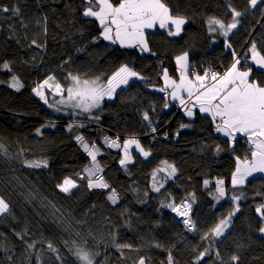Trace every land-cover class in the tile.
I'll return each instance as SVG.
<instances>
[{"label": "trees", "instance_id": "1", "mask_svg": "<svg viewBox=\"0 0 264 264\" xmlns=\"http://www.w3.org/2000/svg\"><path fill=\"white\" fill-rule=\"evenodd\" d=\"M164 2L187 25L178 36H169L159 26L146 32L150 51L142 52L103 40L98 21L82 14L85 0H0V6L19 8V15L0 12V198L10 206L0 217V264H82L76 248L93 254L94 264H138L140 258L146 264H167L169 252L174 264H196L206 249L199 264H234L233 255L239 257L235 264H264V235L259 231L264 224L255 212L264 203V177L250 178L243 186L231 183L236 157L250 159V146L242 144V138L235 143L222 138L207 115L189 120L181 107L169 109L166 94L156 90L163 86L165 69L177 78L175 58L185 52L191 71L199 74L211 66L222 74L233 63V52L239 57L253 43L264 55V0L256 8L248 0ZM231 9L242 13L237 28L227 38L219 30L210 33L208 19L227 25L232 22ZM250 60L251 56L241 66L251 67V80L264 86V70ZM4 62L11 71L2 68ZM125 64L144 81L119 89L114 101H103L91 118L59 115L47 106L52 101L47 90V104L33 92L48 76L67 86L69 73L106 82ZM13 76L23 85L19 91L9 87ZM144 112L149 121L143 119ZM182 124L190 125L185 129L191 131L177 137ZM108 134L122 142L135 138L152 155L145 160L134 153L135 163L123 168V151L105 150L100 161L110 189L92 190L86 177L76 175L85 176L91 163L76 137L97 142ZM44 160L46 168L25 166V161ZM164 161L176 168L175 175L157 171L165 167ZM154 173L156 183L164 185L159 192L153 190ZM65 177L76 180L77 190H59ZM216 177L227 184V196L219 201L214 199L215 186L204 190L201 183ZM112 189L120 198L118 206L107 198ZM234 195L240 198L233 201ZM185 200L192 206V231L173 217L171 209L161 207L162 202ZM237 206L240 210L224 235L214 237L211 229ZM113 237L131 248L118 251Z\"/></svg>", "mask_w": 264, "mask_h": 264}, {"label": "snow or ice", "instance_id": "2", "mask_svg": "<svg viewBox=\"0 0 264 264\" xmlns=\"http://www.w3.org/2000/svg\"><path fill=\"white\" fill-rule=\"evenodd\" d=\"M261 0H248L251 8H256ZM85 9L83 11L84 17H93L98 21L101 31V37L105 41H110L112 44H119L122 48H139L142 52L150 51L146 39V30L154 29L157 26L168 30L169 36H178L182 31V26L186 23V19L182 16L172 15L170 8L166 5L164 0H119L118 4H114L112 0H85ZM19 15V8L9 9L8 7L0 6V12ZM232 22L225 25V23L218 18L210 17L207 21L209 32H219L227 38L228 35L237 28L239 24L238 17L242 15L240 11L231 9ZM172 26V27H170ZM174 29V30H173ZM35 44V41H33ZM226 47L231 48V44L226 42ZM252 63L258 69H264V55L257 51V46L253 43L249 49ZM233 63L222 74L211 70H205L201 75L195 71H189L188 54L176 56V65L179 73V81L169 76L167 69L163 71L162 79L164 86L156 89L164 92L166 97H171V100L178 101L180 106L184 109L185 115L189 118L194 116V110L198 109L200 113L207 114L211 117L214 129L218 133H222L229 138L230 142H234L237 135L247 138V143L250 146L251 159L245 157L241 160L236 157V168L232 173L231 183L233 187L243 186L248 177L253 173H264V86H261L254 80H250L252 68L245 64L241 66V60L237 54L233 52ZM243 67V70H242ZM2 68L11 71L8 62H4ZM131 78L143 80L144 77L132 70L129 66L122 65L119 67L107 81H103L100 77L93 79H84L78 74L69 73L66 79L70 82L67 86L62 85L56 81L54 76H48L42 83L38 84L33 92L44 103H48L45 90L54 96H59L60 99L56 104L63 105L65 108L74 110L73 114L88 113L89 118L94 109L101 107L102 102L107 98L112 100L116 95V90L121 85H127ZM23 85L15 76L9 87L17 91ZM170 90V91H169ZM54 105H49L53 107ZM165 108L168 103H165ZM79 110L78 113L75 110ZM57 108V111H60ZM99 119V117H95ZM143 119L149 121L148 112L143 113ZM190 125L182 124L181 128L189 127ZM71 130V126L69 127ZM156 131L155 128L152 129ZM40 130L37 129V135ZM77 141L81 142L82 147L91 157V167L84 169L88 180L89 189H109V184L100 175L102 169L97 163L98 149L95 143L89 147L84 143V137L77 136ZM105 142L110 148H122L123 158L119 161L120 165L124 167L132 162V155L130 149L135 146L145 158L150 153L145 151L140 142L135 138H129L123 142H119V138L111 139L105 137ZM3 146H0L2 148ZM217 150L219 147L217 146ZM165 167L158 169L159 172L167 171L168 176L175 175L176 168L164 161ZM25 166L29 168L47 167V161L29 162L25 161ZM79 179H85V176L76 174ZM156 174H153V190L159 192L164 187L163 183H156ZM209 184L208 180L204 181L205 187ZM224 181L217 180L216 191L217 196L214 199L219 201L225 196V189L223 187ZM57 187L63 193H69L72 189L78 187L76 180L71 177H65L62 183ZM240 197L232 196V200L236 201ZM108 199L115 204L117 202V194L115 189H112L108 195ZM161 207L171 209L177 216L188 217L189 204L186 203H161ZM9 204L0 198V215L9 213ZM240 209L237 206L235 211L229 212L228 217L221 219L219 223L211 229V234L214 237L223 236L228 228L232 216ZM255 212L264 224V203H260ZM185 227L192 231L195 224L188 218L183 220ZM260 233L264 234V226L260 227ZM22 238V237H21ZM207 235L204 239H207ZM113 245L119 251L124 248H131V245L119 243L113 237ZM30 248L33 244L28 245ZM160 247V245H156ZM48 248L57 253L58 250L52 243L48 244ZM207 254V249L198 254L196 264L202 260ZM75 255L82 264H94L93 254L83 248H76ZM219 256V253H217ZM57 259L59 255L57 254ZM231 260L237 262L239 257L233 255ZM138 264H146L144 258H140ZM167 264H174V258L169 252L167 256Z\"/></svg>", "mask_w": 264, "mask_h": 264}, {"label": "built area", "instance_id": "3", "mask_svg": "<svg viewBox=\"0 0 264 264\" xmlns=\"http://www.w3.org/2000/svg\"><path fill=\"white\" fill-rule=\"evenodd\" d=\"M242 53H243V54H241V56L238 57V58L241 60V62H242L243 60H245V59H248V57L251 56L249 51H247V52H242ZM206 70H211V71L217 72V71L214 69L213 66L208 67ZM180 110H181V109H180ZM190 131H191L190 129L188 130V129L182 128V129L179 130V132L177 133V137H179L180 135H182V133H188V132H190ZM215 132H216V131H215ZM105 137L109 138V140H111V139H117V137H114V136H111V135L108 134V135L104 136L101 140H98L97 142H89L87 139L84 138V143H87V144L89 145V147H91V145H92L93 143H95L96 148L99 150V151H98V154H97V163H98L99 167L102 169V172L100 173V175H102L103 178H104V180L108 183V181H107V179H106V177H105L106 169H105L104 166H102L101 161H100V158H101L102 155L104 154V151H105V150H110L111 152H113V153H115V154H119V153L122 151V148H110V147H108L107 144H106V142H105ZM118 138H119V137H118ZM119 142L121 143V145H123V142H122V140H121L120 138H119ZM241 143L244 144V145H247V144H248V143H247V139L242 138ZM77 145L80 147V149H81V151L83 152V154L85 155V157H89L90 160H91V157L88 156L87 152H86V151L84 150V148L82 147L81 142L77 141ZM88 167H91V163L88 165ZM84 174H85V177L87 178L85 172H84ZM206 180L209 181V184H208L207 187H205V185H204V181H205V180H202V182H201V183H202V189H204V190H206V189H210L212 186H215V188H216V182H217V180H223V181H224V185H223V187H224V189H225V196H224V197L227 196V193H226V182H225L224 179L216 177V178H214V179H206ZM109 189H110V188H109ZM92 190H99V189H92ZM100 190H108V189H100ZM216 193H217V191H216ZM107 198H108V196H107ZM108 200H109V199H108ZM109 202H110L113 206H118V205L120 204V198H119V196L117 195V202H116L115 204H113L110 200H109ZM188 212H189V213L191 212V207L189 208V211H188ZM173 213H174V212H173ZM189 213H188V215H189ZM175 216H177L176 213H175ZM178 217H179V216H178ZM185 218H187V217H185ZM188 219H190V218H188Z\"/></svg>", "mask_w": 264, "mask_h": 264}, {"label": "rangeland", "instance_id": "4", "mask_svg": "<svg viewBox=\"0 0 264 264\" xmlns=\"http://www.w3.org/2000/svg\"><path fill=\"white\" fill-rule=\"evenodd\" d=\"M90 18H91V17H90ZM186 25H187V24L185 23V25L182 26V29H183ZM170 27H172V26H170ZM154 30H156V28H154V29H147L146 32H150V31H154ZM130 49H134V48H130ZM148 52H149V51H148ZM250 63H252V61H250ZM131 81H136V80L131 78V79L129 80L128 83H130ZM126 86H127V85H122V86H120V87L116 90V93L119 91L120 88L122 89V88H124V87H126ZM45 92H46V90H45ZM50 94H51V93H50ZM50 99H51L52 101H51V104L49 103V105H54V107H51V108L54 109V112L57 113V114H59V115L64 116V115L72 114V115H77V116H82V117L89 116L88 113H84V114H73V112H74L73 109H71V108H65L63 105L56 104L55 102L58 101V100L60 99L59 96L56 97V96H54V95L51 94V98H50ZM114 99H115V97H114L112 100H108L107 98H105L104 101L113 102ZM104 103H105V102H102L100 108H98V109H94V110H93V112H92V114H91V117H94V114H96V111L100 110V109L103 107ZM45 105H46V104H45ZM49 105L47 104L48 107H49ZM57 108H60L61 110H60V111H57ZM75 112L78 113L79 110L77 109V110H75ZM140 144H141V146L144 148L145 151H148V152L150 153V151H149L148 149H146V147L143 145V143L140 142ZM130 152H131V155H132V162H131V163H128V164L125 165L123 168H130V166H132V165L135 163V156H134V153L139 154V155L142 156L145 160H149V159L151 158V155H152V154L150 153V155H149L147 158H145V157H144L139 151H137V149L135 148V146H133V147L130 149ZM122 155H123V152H122ZM259 176H263V177H264V175H259ZM259 176H250V178L259 177ZM159 181H161V179H160ZM246 182H247V180H246ZM246 182H245V183H246ZM226 187H227V184H226ZM75 190H77V188L72 189L71 192H73V191H75ZM67 194H68V193H67ZM183 203H186V204H189V205H190V203H189L188 200H185V202H183ZM190 207H192V206L190 205ZM191 210H192V209H191ZM188 213H189V212H188ZM3 215H4V214H3ZM3 215H0V217L3 216ZM188 216H189L190 220L192 221L191 212L189 213ZM205 218H206V216H204V219H205Z\"/></svg>", "mask_w": 264, "mask_h": 264}, {"label": "crops", "instance_id": "5", "mask_svg": "<svg viewBox=\"0 0 264 264\" xmlns=\"http://www.w3.org/2000/svg\"><path fill=\"white\" fill-rule=\"evenodd\" d=\"M185 25V24H184ZM183 25V26H184ZM174 30V29H173ZM108 42H110V41H108ZM117 45H119L118 43H117ZM120 46V45H119ZM121 47V46H120ZM251 61V60H250ZM250 61H249V63H250ZM188 63H189V57H188ZM250 64H253V63H250ZM254 65V64H253ZM243 70V69H242ZM261 70H264V69H261ZM189 71L190 72H192L191 71V66H190V64H189ZM203 73H201V75H202ZM169 76L171 77V78H173V79H176L177 80V82L179 81V73H178V76H177V78H174V77H172L171 75H170V73H169ZM251 76H252V74H251ZM251 76H250V80H251ZM132 79H135L136 81L137 80H140V79H137V78H132ZM141 81H144V80H141ZM122 86V85H121ZM163 86H164V81H163ZM162 86V87H163ZM121 89V88H120ZM170 91V90H169ZM164 93V92H163ZM168 99H169V101H170V106H169V109L171 108V107H176V106H178V107H181L180 106V104H179V102L178 101H173V100H171V97H168ZM181 110H183V113H184V115H185V111H184V109L181 107L180 108ZM196 114H201V115H207V114H204V113H200L199 112V110L198 109H195L194 110V116L193 117H191V118H189L188 116H186L189 120H192L195 116H196ZM211 118V117H210ZM220 135H221V137L222 138H226V139H229V138H227V137H225L222 133H219ZM239 138H245V139H247L246 137H244V136H241V135H237V138H236V140L233 142V143H235ZM249 145V144H248ZM251 159V158H250ZM259 175H264V173H253V175L252 176H259ZM263 177V176H262ZM248 179H250V177H248L246 180L248 181ZM246 182V181H245ZM264 235V234H263Z\"/></svg>", "mask_w": 264, "mask_h": 264}, {"label": "water", "instance_id": "6", "mask_svg": "<svg viewBox=\"0 0 264 264\" xmlns=\"http://www.w3.org/2000/svg\"><path fill=\"white\" fill-rule=\"evenodd\" d=\"M172 215L174 216V217H177V221L180 223V224H182V225H184V223H183V220L185 219V217H178V216H175V213H172Z\"/></svg>", "mask_w": 264, "mask_h": 264}, {"label": "bare ground", "instance_id": "7", "mask_svg": "<svg viewBox=\"0 0 264 264\" xmlns=\"http://www.w3.org/2000/svg\"><path fill=\"white\" fill-rule=\"evenodd\" d=\"M187 218H189V216Z\"/></svg>", "mask_w": 264, "mask_h": 264}]
</instances>
